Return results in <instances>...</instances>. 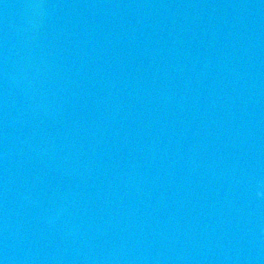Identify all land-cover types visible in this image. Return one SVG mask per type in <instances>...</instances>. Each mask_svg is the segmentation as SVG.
<instances>
[{"label": "water", "instance_id": "1", "mask_svg": "<svg viewBox=\"0 0 264 264\" xmlns=\"http://www.w3.org/2000/svg\"><path fill=\"white\" fill-rule=\"evenodd\" d=\"M0 264H264V0H0Z\"/></svg>", "mask_w": 264, "mask_h": 264}]
</instances>
